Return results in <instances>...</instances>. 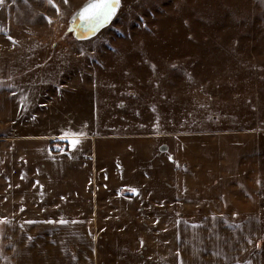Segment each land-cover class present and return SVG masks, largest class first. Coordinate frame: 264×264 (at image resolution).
Segmentation results:
<instances>
[{
	"label": "crops",
	"instance_id": "1",
	"mask_svg": "<svg viewBox=\"0 0 264 264\" xmlns=\"http://www.w3.org/2000/svg\"><path fill=\"white\" fill-rule=\"evenodd\" d=\"M11 3L2 7L11 11ZM10 11L0 12V219L7 221L0 224V264H261L258 135L212 124L152 139L115 136V154L84 135L68 151L56 139L61 133L49 132L61 121V96L44 92L56 85H32L25 73L49 66L12 50L6 34L18 38L21 31L9 26ZM62 121L71 128L69 115ZM93 155L104 160L93 162ZM94 169L100 178L112 174L109 186L88 185ZM82 179L83 187H71ZM129 180L137 194L120 197L115 192Z\"/></svg>",
	"mask_w": 264,
	"mask_h": 264
},
{
	"label": "rangeland",
	"instance_id": "2",
	"mask_svg": "<svg viewBox=\"0 0 264 264\" xmlns=\"http://www.w3.org/2000/svg\"><path fill=\"white\" fill-rule=\"evenodd\" d=\"M21 1L11 3V11L0 6V12L10 11L9 26L21 31L12 37L21 40L12 50L49 66L25 69L29 83L58 86L71 78L69 88L44 92L61 96L56 106L61 121L50 133L66 130L67 114L71 129L108 143L115 154V136L152 139L168 130L199 131L212 124L228 133L252 132L259 140L255 173L264 195V0H120L113 20L87 39H76L68 29L87 0H55L59 13L46 0ZM101 160L92 156L93 162ZM94 171L88 185L109 186L112 174L100 178L101 171ZM85 183L77 180L71 187ZM127 183L115 192L120 197L131 195ZM261 224L256 249L264 264V213Z\"/></svg>",
	"mask_w": 264,
	"mask_h": 264
},
{
	"label": "snow or ice",
	"instance_id": "3",
	"mask_svg": "<svg viewBox=\"0 0 264 264\" xmlns=\"http://www.w3.org/2000/svg\"><path fill=\"white\" fill-rule=\"evenodd\" d=\"M7 0H0V6L4 5ZM15 2V0H13ZM46 2L59 13V6L55 3V0H46ZM65 4L68 3V0H63ZM120 6V0H89V3L81 8L74 16L73 23H78V28L81 29L78 36L79 39H87L92 35H95L96 32L106 24H108L114 15L116 14L117 9ZM48 23H52L50 18H45ZM72 30V29H70ZM7 35V38L15 44L11 35ZM154 67V66H153ZM4 86V82L0 81V87ZM86 135L82 130H73L71 128L62 130V133L58 139L59 141H66L68 145V151L74 150L77 145L81 142V137ZM56 151L64 153L65 149L62 147H57ZM133 195L137 194V190L134 188L128 189ZM51 223V221H49ZM7 223L5 219H0V224ZM60 223H66V221L61 220ZM234 227L239 228V225H234ZM251 243V240H249ZM259 247V245H257ZM250 264V262H248Z\"/></svg>",
	"mask_w": 264,
	"mask_h": 264
},
{
	"label": "water",
	"instance_id": "4",
	"mask_svg": "<svg viewBox=\"0 0 264 264\" xmlns=\"http://www.w3.org/2000/svg\"><path fill=\"white\" fill-rule=\"evenodd\" d=\"M83 7H84V6H83ZM83 7H82V8H83ZM116 12H117V11H116ZM114 16H115V15H114ZM113 18H114V17H113ZM113 18H112V20H113ZM112 20H111V21H112ZM111 21H110V22H111ZM110 22H109V23H110ZM78 23H80V22L77 21V23H73V20L70 19V23H69V27H68L69 30L72 29L71 31H72V33H73V36H74L76 39H79L78 36H79V34H80V31H81V29L78 28ZM109 23H108V24H109ZM108 24H106L105 26L101 27V28L96 32V34H97L102 28L106 27ZM96 34H95V35H96ZM92 36H94V35H92ZM92 36H90V37H92ZM90 37H89V38H90Z\"/></svg>",
	"mask_w": 264,
	"mask_h": 264
},
{
	"label": "bare ground",
	"instance_id": "5",
	"mask_svg": "<svg viewBox=\"0 0 264 264\" xmlns=\"http://www.w3.org/2000/svg\"><path fill=\"white\" fill-rule=\"evenodd\" d=\"M89 3V0H87L86 2H84L81 6H79L76 10H75V12L73 13V15L71 16V18L70 19H74V16H75V14L83 7V6H85L86 4H88ZM118 10V9H117ZM117 13V12H116ZM116 15V14H115Z\"/></svg>",
	"mask_w": 264,
	"mask_h": 264
},
{
	"label": "trees",
	"instance_id": "6",
	"mask_svg": "<svg viewBox=\"0 0 264 264\" xmlns=\"http://www.w3.org/2000/svg\"><path fill=\"white\" fill-rule=\"evenodd\" d=\"M52 150L55 152L56 151V148L52 145Z\"/></svg>",
	"mask_w": 264,
	"mask_h": 264
}]
</instances>
